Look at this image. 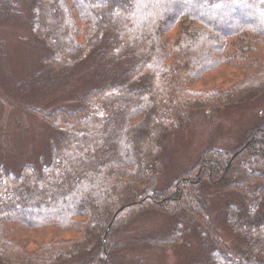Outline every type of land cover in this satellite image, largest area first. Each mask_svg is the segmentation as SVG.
<instances>
[{"label":"trees","instance_id":"trees-1","mask_svg":"<svg viewBox=\"0 0 264 264\" xmlns=\"http://www.w3.org/2000/svg\"><path fill=\"white\" fill-rule=\"evenodd\" d=\"M23 1L27 13L0 0V18L25 21L46 51L32 87L60 88L92 66L74 106L29 107L51 128L38 163L12 169L0 159V264H143L123 254L131 234L186 245V264H264V120L234 147L207 146L165 186L146 187L166 135L193 112L264 94V0ZM221 196L232 247L208 206ZM149 212L168 219L157 233L120 236ZM187 214L209 217L193 254Z\"/></svg>","mask_w":264,"mask_h":264},{"label":"rangeland","instance_id":"rangeland-1","mask_svg":"<svg viewBox=\"0 0 264 264\" xmlns=\"http://www.w3.org/2000/svg\"><path fill=\"white\" fill-rule=\"evenodd\" d=\"M20 1L16 0L21 4L23 13H27L25 1ZM45 53L44 47L25 21H19L18 17L0 18V159L12 169L19 168L23 163L37 164L39 155L48 150L51 128L29 107L74 106V96L82 89L84 77L88 78L86 73L92 66V60L88 59L60 88L32 87L33 83L28 82L27 78L43 66ZM262 110L264 94L216 110L193 112L189 122L166 135L162 169L151 175L146 187L151 189L165 186L177 173L191 167L200 151L207 146L234 147L242 141L248 129L264 120ZM215 198L210 197L208 200L211 218L219 235L232 247L236 243L233 233L217 218L222 203L228 197ZM187 217L190 219L187 223L190 229L185 235L189 240L187 250L193 254L197 249V238H205L209 232V217L205 215L206 220L194 219L191 214H187ZM167 220L156 213H146L136 219L132 226L122 229L120 236L137 230H140L141 236H145L147 231L157 233L156 230L162 228ZM196 223L201 227L198 229L199 234ZM201 229L205 234H200ZM128 237L129 249L125 247L123 254L130 253L131 259L143 264H186L184 244L159 246L141 243L140 240L136 243L137 237L134 234Z\"/></svg>","mask_w":264,"mask_h":264}]
</instances>
